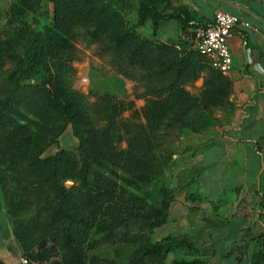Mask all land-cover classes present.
Instances as JSON below:
<instances>
[{"label":"rangeland","instance_id":"obj_1","mask_svg":"<svg viewBox=\"0 0 264 264\" xmlns=\"http://www.w3.org/2000/svg\"><path fill=\"white\" fill-rule=\"evenodd\" d=\"M19 4V0H0V86L7 85L0 97L5 98L23 86H41L50 73L58 79L61 88L73 98L81 112L78 122L52 112L35 110L25 113L29 126L18 137L16 149H11L0 161V212L9 222V239L23 259L29 263V253H24L14 235V228L21 231L40 224L49 216L45 201L51 198V194L44 190L41 199L36 198L30 190V184L35 182L18 176L12 157L31 154L43 159L63 151L71 156L79 169L80 138L86 130H97L105 132L110 148L121 157L116 165L100 170L101 179L110 186L113 197L107 202V216L98 217L89 228L87 241H97L104 236L98 232L97 224L102 219L106 220L110 213L127 221L135 213L148 214L154 209L163 212L165 203L170 202L166 215L159 212L158 216L150 217V222L163 218L162 225L149 228L146 224L137 223L126 238L96 247L91 251L93 256L114 264H130L134 256L142 258L141 247L144 244L184 240L198 250L199 257L206 264H249L251 255L257 250L254 247L237 250L222 241L216 250L220 258H212L211 250L203 249L207 243L205 238L213 235L205 233L206 229H213V223L202 211L195 193L186 192L188 204L184 226L171 228L173 230L167 227L170 220L168 211L176 194L191 185L197 172L186 171L182 167L221 127L222 116L233 111L230 95L223 106L204 108L200 103L204 90L202 74L195 82L184 86L195 101L193 109L172 105L166 97L149 96L148 88L155 87L144 78V71L138 67L125 68L124 75L113 65L112 25L101 30L92 24L74 26L70 33V50L63 53L58 62L51 63L50 70L36 65L32 74L25 77L16 68L23 64L28 38L51 24L53 3L52 0H41L35 13ZM131 4V9L121 15L122 26L129 29L136 25L138 2L131 0ZM116 22L119 21L116 19ZM147 24L136 30L141 37L161 44L185 46L180 35L176 36L175 21L163 22L155 37L152 36L150 22ZM162 85L167 86L168 83ZM19 123L23 125L25 121L19 120ZM92 178H88L90 183ZM62 183L67 190L79 185L69 177ZM233 229L234 226L231 232L221 235L231 239L235 235ZM11 250L8 249L9 253ZM31 251L34 253L39 249L35 246ZM176 259L190 261L193 257L186 251H176L167 256L165 263L171 264ZM51 261H59V258L54 257Z\"/></svg>","mask_w":264,"mask_h":264},{"label":"trees","instance_id":"obj_2","mask_svg":"<svg viewBox=\"0 0 264 264\" xmlns=\"http://www.w3.org/2000/svg\"><path fill=\"white\" fill-rule=\"evenodd\" d=\"M137 2L136 25L129 29L122 26L121 15L131 9V0H52L51 24L28 38L23 64L18 65L16 71L29 77L36 65L50 70L60 56L70 50L71 29L78 24H92L99 30L112 25L113 65L124 75L125 68L138 67L144 71V78L155 87L148 88L149 96L160 99L166 97V101L172 105H185L193 109L195 101L184 86L195 82L203 74L204 90L200 103L204 108L223 106L231 93V82L227 76L212 68L207 58L188 50L185 43L182 47L179 44H161L141 37L136 31L150 22L152 36L155 37L161 22L178 21L181 31L200 23L189 18L183 10L163 14L169 5L167 0ZM19 3L21 8L35 13L39 10L41 0H19ZM161 5L163 9L159 10ZM176 46H179V50H176ZM165 82L167 86L162 85ZM6 86H0V95ZM35 110L52 112L74 122L81 119V112L73 98L50 73L41 86L27 85L14 89L5 98L0 97V161L11 149H16L18 137L29 126L25 113ZM19 120L25 121V124L21 125ZM79 150V169L71 156L63 151L43 159L31 154L12 157L11 162L18 176L35 182L30 184V190L36 198L41 199L44 190L51 194V198L45 201L49 216L40 224L21 231L14 228L16 239L24 253H29L28 260L33 263H47L58 257L59 261L50 263L114 264L93 256L91 251L103 244L126 238L137 223L146 224L149 228L164 223L163 218L150 222V217L158 216L159 212L166 215L170 201L165 203L163 212L154 209L148 214L135 213L127 221L110 213L106 220L102 219L97 224L98 232L104 236L97 241H87L89 228L98 217L107 216V202L113 197L112 189L101 179L100 170L108 165H116L121 154L110 148L105 132L97 130H86L82 134ZM262 173L257 191L260 197L257 220L263 232L258 236L259 247L251 255L249 264H264V169ZM90 176H93L91 183L88 179ZM68 177L78 182V187L67 190L62 182ZM35 246L39 251L33 253L31 250ZM141 251L142 258L134 256L130 264H166L167 256L176 251H186L193 259H176L171 264H206L199 257L198 250L184 240L144 244ZM0 264L3 263L0 261Z\"/></svg>","mask_w":264,"mask_h":264},{"label":"crops","instance_id":"obj_3","mask_svg":"<svg viewBox=\"0 0 264 264\" xmlns=\"http://www.w3.org/2000/svg\"><path fill=\"white\" fill-rule=\"evenodd\" d=\"M167 1L169 5L163 14L183 10L189 18L205 25L211 24L216 11H221L250 25L249 29L238 27L229 39L232 67L227 77L231 82L229 101L233 111L222 116L221 127L182 167L197 172L191 185L176 194L168 211L167 227L184 226L188 191L198 196L196 201L213 223V229L205 232L213 235L205 238L207 243L203 246L211 250L212 258H220L216 250L222 241L237 250L258 249V236L263 232L257 220V191L264 169V0ZM162 9L163 5L159 7ZM175 22L179 36L181 29L179 22ZM243 40L246 47L242 46ZM232 226L235 235L231 239L221 235L231 232ZM9 233V222L0 212V259L5 264H23ZM8 249H12L11 253Z\"/></svg>","mask_w":264,"mask_h":264},{"label":"built area","instance_id":"obj_4","mask_svg":"<svg viewBox=\"0 0 264 264\" xmlns=\"http://www.w3.org/2000/svg\"><path fill=\"white\" fill-rule=\"evenodd\" d=\"M238 27L249 29L250 25L238 16L216 11L211 24L192 25L181 31L180 38L188 50L204 56L212 68L228 76L232 67L229 39ZM246 44L243 40L242 46ZM176 48L179 50V46ZM22 263L28 264V261L23 259Z\"/></svg>","mask_w":264,"mask_h":264}]
</instances>
